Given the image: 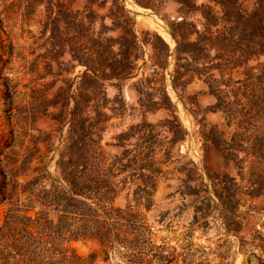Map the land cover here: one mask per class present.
<instances>
[{"label":"rangeland","instance_id":"rangeland-1","mask_svg":"<svg viewBox=\"0 0 264 264\" xmlns=\"http://www.w3.org/2000/svg\"><path fill=\"white\" fill-rule=\"evenodd\" d=\"M151 2L0 0L13 45L0 60V264H264V53L236 65L238 38L264 37V0ZM124 18L143 53L133 76L98 86L71 50L119 22L102 33L117 37ZM194 29L211 41L175 52L171 30ZM154 32L171 52L157 74ZM109 164L117 222L101 236L46 190L53 174Z\"/></svg>","mask_w":264,"mask_h":264},{"label":"trees","instance_id":"trees-1","mask_svg":"<svg viewBox=\"0 0 264 264\" xmlns=\"http://www.w3.org/2000/svg\"><path fill=\"white\" fill-rule=\"evenodd\" d=\"M139 4L144 6L153 5L151 0H136ZM187 5L193 6V0H179ZM121 7H118L120 9ZM81 21V19H80ZM124 26L122 28L121 34L117 37L108 36L103 37L102 33L105 28L115 29L119 25L117 22L112 27L104 26L102 30L98 32L95 37L96 48L87 46L84 43L73 47L71 50L72 58L76 63L84 66L82 76L88 77L92 82L101 86L102 83L99 80H104L107 78L115 77L118 80H123L133 76V69L136 66L137 58L143 53L142 42L138 40V35L132 29L129 18H124ZM186 21L184 18L178 21L179 24H184ZM0 26H2L0 18ZM195 32H199L195 40H184L180 41L177 38L175 31L171 30V35L175 39L176 44L174 51H188L190 47L199 46L203 47L201 44L202 40L211 41V37L200 31L194 29ZM147 32V31H146ZM156 44H153L155 49V60L152 62L153 74L159 72L158 65L164 66L166 58L171 53L169 45L167 42L156 32L153 33ZM187 34H183V39H186ZM118 45L117 49L113 46ZM187 47V48H184ZM256 47H259L256 49ZM13 50V45L11 41L5 43L4 38L0 36V60L3 59L5 52L11 53ZM236 50L240 51L239 56L236 59V65L244 63L247 58L252 53H264V37H256L255 34H243L237 40ZM60 53H63L60 50ZM246 55V57L241 58L240 56ZM207 56V54H206ZM161 59L164 61L162 62ZM4 60H7L4 59ZM161 92V96L166 100L169 99L165 87L157 88ZM139 92L142 90L139 88ZM81 95L83 92H80ZM153 95V92H151ZM5 103L9 106L8 109L12 107V92L5 85L4 91ZM148 109H155L162 106L159 100L151 101L145 104ZM176 119V118H175ZM179 126V122L177 123ZM181 132V129H180ZM183 137V133L180 136ZM113 164H109L106 167L99 165L92 166H82L80 169L71 168L68 170L65 179L63 180L61 176L53 174V181L51 186L46 190L49 196L56 198L58 200H66L64 210H67V206L73 205L75 207H84L83 213L87 215V211L90 212L89 215L94 216L92 219L94 222V227L96 230L93 233L99 235H107L112 232L116 227V220L111 221L109 212L104 209V200L113 201L119 191V180L113 179ZM5 198L7 195L4 196ZM109 209L112 206H108ZM89 225L83 222L75 230V235L87 234Z\"/></svg>","mask_w":264,"mask_h":264}]
</instances>
